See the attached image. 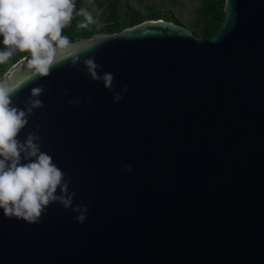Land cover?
Instances as JSON below:
<instances>
[{
    "label": "water",
    "instance_id": "obj_1",
    "mask_svg": "<svg viewBox=\"0 0 264 264\" xmlns=\"http://www.w3.org/2000/svg\"><path fill=\"white\" fill-rule=\"evenodd\" d=\"M222 13L209 39L148 20L70 41L96 47L47 77L31 80L26 58L5 72L17 108L44 87L17 139L39 135L88 216L51 204L28 225L0 209V264H264V0ZM89 56L128 86L119 103Z\"/></svg>",
    "mask_w": 264,
    "mask_h": 264
},
{
    "label": "clouds",
    "instance_id": "obj_2",
    "mask_svg": "<svg viewBox=\"0 0 264 264\" xmlns=\"http://www.w3.org/2000/svg\"><path fill=\"white\" fill-rule=\"evenodd\" d=\"M75 0H0V64L7 62L16 52H27V68L30 79L47 77L50 69L61 65L66 54H73V65L79 62V54L95 48L94 43L77 47L70 42L62 30L71 22ZM87 23L92 16L85 14ZM91 81L100 82L112 94L113 103H119L128 92L125 85L116 91L114 75L103 71V65L89 56L83 61ZM102 73V74H100ZM15 86L0 81V209L4 216L23 221L28 225L39 224L42 214L51 204H58L70 210L76 224L85 223L88 216L87 202L73 204L75 191H70L71 177L53 163L47 152L41 150L40 137L29 133L21 142L18 134L28 124L33 110L43 108L39 97L43 86L33 88L23 109L10 100ZM68 95V91H64ZM91 98H89V101ZM79 98L68 101L69 105L80 104ZM27 163H21V161ZM134 169L125 165L122 174H131ZM59 189V191H57Z\"/></svg>",
    "mask_w": 264,
    "mask_h": 264
},
{
    "label": "rangeland",
    "instance_id": "obj_3",
    "mask_svg": "<svg viewBox=\"0 0 264 264\" xmlns=\"http://www.w3.org/2000/svg\"><path fill=\"white\" fill-rule=\"evenodd\" d=\"M129 10L137 12L142 21L155 14L159 20L188 29L197 38H201L202 32H208L209 20L222 19V11L216 10L209 0H75L76 16L73 14L71 22L62 31L77 35L73 40L77 41L94 35H106V30L114 25L122 28L121 30L131 28L130 25L121 23ZM85 14L92 16V23L81 28V23H87ZM84 33L86 36H82ZM2 39L0 37V50L4 48ZM28 56L27 52H16L7 62L0 64V80L14 60L18 62Z\"/></svg>",
    "mask_w": 264,
    "mask_h": 264
},
{
    "label": "trees",
    "instance_id": "obj_4",
    "mask_svg": "<svg viewBox=\"0 0 264 264\" xmlns=\"http://www.w3.org/2000/svg\"><path fill=\"white\" fill-rule=\"evenodd\" d=\"M209 1H210L211 5L216 10L222 11L224 0H209ZM73 14H74V16H76L75 12H73ZM222 18H223V13H222ZM162 19L167 20L166 18H162ZM148 20H159V17H157V15L154 14V15L148 16L143 21H148ZM143 21L141 20V18L139 17L137 12L129 10V11H126V14L123 17L121 23L124 24V25L128 24V25H130L132 27V26H135V25H137V24H139V23H141ZM221 22H222V19H217V18H213L212 20H209L207 22L208 32L207 33L202 32L200 37L202 39H209L216 32V30L219 28ZM121 29L122 28H118L117 26L114 25V26L108 28L106 30V33L107 34L118 33L119 31H121ZM62 35L67 36L70 41H73L77 37V35H74L72 32H69V31H62ZM82 36H86V34L84 33V34H82ZM15 62H16V60H14L10 64V66L12 64H14Z\"/></svg>",
    "mask_w": 264,
    "mask_h": 264
}]
</instances>
